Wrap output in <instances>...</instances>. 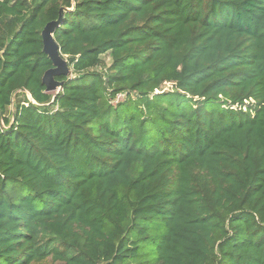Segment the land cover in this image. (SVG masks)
I'll use <instances>...</instances> for the list:
<instances>
[{"label": "trees", "instance_id": "1", "mask_svg": "<svg viewBox=\"0 0 264 264\" xmlns=\"http://www.w3.org/2000/svg\"><path fill=\"white\" fill-rule=\"evenodd\" d=\"M45 260L264 264V0H0V264Z\"/></svg>", "mask_w": 264, "mask_h": 264}, {"label": "water", "instance_id": "2", "mask_svg": "<svg viewBox=\"0 0 264 264\" xmlns=\"http://www.w3.org/2000/svg\"><path fill=\"white\" fill-rule=\"evenodd\" d=\"M61 20V15L57 20L49 21L41 31L43 52L47 54L51 60L52 67L47 69L41 81L45 85L46 92H53L61 88L63 82L54 79L56 75H68L70 70L67 65L66 59L61 55L59 46L54 39V30Z\"/></svg>", "mask_w": 264, "mask_h": 264}, {"label": "rangeland", "instance_id": "3", "mask_svg": "<svg viewBox=\"0 0 264 264\" xmlns=\"http://www.w3.org/2000/svg\"><path fill=\"white\" fill-rule=\"evenodd\" d=\"M105 62H106L107 65L110 63L108 57H105ZM170 88H171V83L170 82L165 83L163 89L164 90H169ZM53 92H55V91H53ZM117 98L118 99H122L123 98V95H118ZM42 262L43 263H38V264H46V263H49V260H45V261H42Z\"/></svg>", "mask_w": 264, "mask_h": 264}]
</instances>
